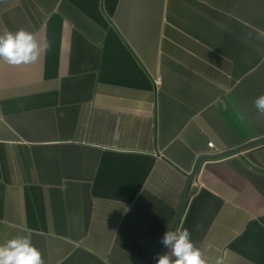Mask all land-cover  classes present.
<instances>
[{
	"label": "crops",
	"instance_id": "0c3cea01",
	"mask_svg": "<svg viewBox=\"0 0 264 264\" xmlns=\"http://www.w3.org/2000/svg\"><path fill=\"white\" fill-rule=\"evenodd\" d=\"M20 28L49 47L0 62V244L156 264L187 228L264 264V0H0V34Z\"/></svg>",
	"mask_w": 264,
	"mask_h": 264
},
{
	"label": "clouds",
	"instance_id": "9594fccd",
	"mask_svg": "<svg viewBox=\"0 0 264 264\" xmlns=\"http://www.w3.org/2000/svg\"><path fill=\"white\" fill-rule=\"evenodd\" d=\"M258 38H264V31L258 33ZM48 47L47 42L41 45L31 31L6 29L0 34V62L11 66L29 65L35 63ZM253 103L258 114L264 116V93ZM160 243L167 251L154 258L156 264H223L220 258L211 260L206 255L211 244L197 246L187 228L166 231ZM0 264H45V260L32 244L30 235H16L0 244Z\"/></svg>",
	"mask_w": 264,
	"mask_h": 264
},
{
	"label": "built area",
	"instance_id": "2783aa9c",
	"mask_svg": "<svg viewBox=\"0 0 264 264\" xmlns=\"http://www.w3.org/2000/svg\"><path fill=\"white\" fill-rule=\"evenodd\" d=\"M156 82H157V80H156ZM207 147L211 150L209 153L210 155H217L220 153V151L217 148H215L211 142L207 143ZM200 186L201 185L197 180H191L189 182L187 190L191 191V190L199 188Z\"/></svg>",
	"mask_w": 264,
	"mask_h": 264
},
{
	"label": "water",
	"instance_id": "95a60500",
	"mask_svg": "<svg viewBox=\"0 0 264 264\" xmlns=\"http://www.w3.org/2000/svg\"><path fill=\"white\" fill-rule=\"evenodd\" d=\"M178 214H179V212H178Z\"/></svg>",
	"mask_w": 264,
	"mask_h": 264
}]
</instances>
